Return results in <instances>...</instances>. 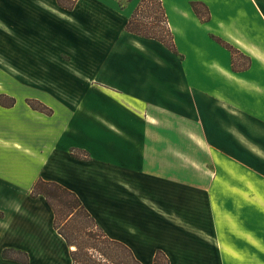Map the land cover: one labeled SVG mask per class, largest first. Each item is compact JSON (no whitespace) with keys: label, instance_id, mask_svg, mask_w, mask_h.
Segmentation results:
<instances>
[{"label":"crops","instance_id":"obj_1","mask_svg":"<svg viewBox=\"0 0 264 264\" xmlns=\"http://www.w3.org/2000/svg\"><path fill=\"white\" fill-rule=\"evenodd\" d=\"M16 1L0 0V264H22L6 249L73 264L46 198L31 196L40 179L74 192L142 264L158 252L168 264H264V0L226 6L213 27L248 59L237 70L220 44L198 47L192 26L204 21L188 3L187 29L164 4L175 54L125 30L140 0H76L71 11ZM109 10L127 14L116 22Z\"/></svg>","mask_w":264,"mask_h":264},{"label":"trees","instance_id":"obj_2","mask_svg":"<svg viewBox=\"0 0 264 264\" xmlns=\"http://www.w3.org/2000/svg\"><path fill=\"white\" fill-rule=\"evenodd\" d=\"M57 1L61 8L68 11L73 10L76 5V0L70 1L69 5L63 3L62 0ZM192 7L202 21L209 20V11L204 4L193 3ZM199 7L206 8L208 18L204 19L202 17ZM145 11H150L151 13L146 14ZM125 30L145 39L157 40L167 49L178 54L163 0H140L130 16ZM213 38L228 49L234 57L235 53L240 54L234 46L224 40L217 37ZM30 106L34 110L48 115L52 113L51 109L42 103L34 102ZM72 153L77 156L75 150ZM86 158H88V155ZM31 196H43L46 198L55 215V229L70 247H75V250L71 251L73 264H142L130 248L110 239L98 227L94 218L74 192L60 184L40 179L34 185ZM95 254H98L101 258L96 260L94 258ZM3 256L6 259H15L22 264H28L29 262L26 253L12 249L4 250ZM154 264H168V260L163 253L158 252L154 259Z\"/></svg>","mask_w":264,"mask_h":264},{"label":"rangeland","instance_id":"obj_3","mask_svg":"<svg viewBox=\"0 0 264 264\" xmlns=\"http://www.w3.org/2000/svg\"><path fill=\"white\" fill-rule=\"evenodd\" d=\"M62 1H63V3L69 5V2L72 1V0H62ZM100 1H102V0H100ZM131 1H128V0H117L116 1L117 3L115 2L116 6H117L116 7L117 10H120L121 7H122V9L126 8L131 3ZM163 1H164L163 4H165V6L167 7V10L169 12L168 16L171 19V21L176 22V24H178V25H183L184 27H186V29L188 27H191L189 24L192 25L193 22L191 20H189V19L187 20L185 18H182L179 10L184 9L186 7L187 3L190 4L191 7H192L193 3L204 4V6L207 7L208 11H209V9H210V11H211V9L213 10L212 12H210V11L208 12L205 7H202V8L199 7L200 13H201L202 17H204V19L208 18V14H209V19H210V15L212 16V19H214V21L211 20V22L209 23V25L212 26V27L209 28L206 25V23H208L210 20L204 21L203 22L204 25L202 26V28H200V26L198 24L196 25L195 23L192 26V28H193L192 31L197 28L196 29V34L199 35L200 37L201 36L204 37L203 42L198 44V47L206 46V50H208V48H207V43L208 42H207L206 38L208 39V41L211 39L212 41L218 43L216 41V39L213 38V37L217 36V34L214 33L213 27L214 28H218L219 26H221L219 24V21H222V20H220V14H221V16H225L223 14V8H225L228 5L231 6L232 3H234L236 7L237 6H239V7L243 6V5H240V4H244V2L246 0L245 1H243V0H163ZM103 3H105V2H103ZM200 6H202V5H200ZM119 7H120V9H119ZM108 12H109V14H108ZM145 12H146V14H150L151 13L150 11L149 12L145 11ZM207 12H208V14H207ZM225 13L227 15L229 14L227 11H225ZM251 13L252 14H251L250 18L248 19V21L251 22L252 24H253V22H256L257 25H259L260 24L259 19L255 16V14H253V11ZM126 14H127L126 12H121L119 14L120 16L116 15L114 18H112V15H113L112 11L111 10L107 11V16L110 19H115L116 22H119L122 19L120 17H124V16H126ZM231 15H232V12L228 15L229 17L226 16V19H227L226 21L227 22H230V21L232 22ZM200 20H202V19H200ZM218 44H220V43H218ZM220 46H222V45L220 44ZM193 48H192V44H190L189 42L188 43L187 42H185V43L183 42L181 44V49L184 50L183 52H184V54L186 53L187 56H194ZM223 48H225V47H223ZM234 55H235L234 59L236 60V63H235L236 70L240 69V68H243V67H247L249 65L248 64L249 63L248 59H244V58H242L240 55H238L236 53ZM196 65L197 64H194L193 62L190 63V64L189 63L186 64L187 71L189 72L188 76L192 77L193 79H194V74H192V76H190V71H192V69L194 71ZM199 68H203L202 64H200ZM204 69L206 70V68H204ZM207 73H208V71H207ZM188 79H189V82H194V80H191L190 78H188ZM30 92H34V91H30ZM35 93H39V92H35ZM32 100H34V99H27V102L29 104H31V103L33 104L35 101H32ZM2 102L4 104L5 103L8 104L10 102V99L4 97V100H2ZM37 103H39V101ZM29 118H31V117H29ZM4 133L7 136L9 135V136H17V137L20 136V137H23V136H21L18 133V131L5 130ZM24 138L26 139V136H24ZM94 258L97 260V259H99L101 257L98 254H95Z\"/></svg>","mask_w":264,"mask_h":264}]
</instances>
